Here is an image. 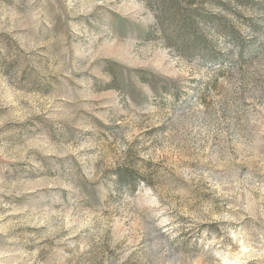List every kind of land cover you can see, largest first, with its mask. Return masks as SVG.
<instances>
[{"label": "rangeland", "instance_id": "374dc122", "mask_svg": "<svg viewBox=\"0 0 264 264\" xmlns=\"http://www.w3.org/2000/svg\"><path fill=\"white\" fill-rule=\"evenodd\" d=\"M0 264H264V0H0Z\"/></svg>", "mask_w": 264, "mask_h": 264}]
</instances>
